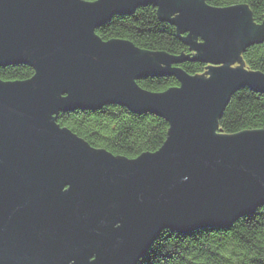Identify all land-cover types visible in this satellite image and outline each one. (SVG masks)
<instances>
[{"label": "water", "instance_id": "water-1", "mask_svg": "<svg viewBox=\"0 0 264 264\" xmlns=\"http://www.w3.org/2000/svg\"><path fill=\"white\" fill-rule=\"evenodd\" d=\"M147 5L190 54L95 33ZM263 40L245 4L0 0V67L34 71L0 81V264H138L162 231L227 228L264 207V129L228 135L218 124L233 93H264V73L241 58ZM185 60L205 72L186 73ZM156 76L178 86L152 93L137 84ZM107 105L164 119L163 145L115 156L56 122Z\"/></svg>", "mask_w": 264, "mask_h": 264}, {"label": "trees", "instance_id": "trees-1", "mask_svg": "<svg viewBox=\"0 0 264 264\" xmlns=\"http://www.w3.org/2000/svg\"><path fill=\"white\" fill-rule=\"evenodd\" d=\"M94 2L96 0H85ZM223 8L245 4L257 25L264 24V0H205ZM103 41L127 40L143 51H161L179 56L190 54L172 25L161 20L156 8L147 5L129 16H114L95 32ZM249 71L264 73V40L241 55ZM190 75H201L206 64L185 60L178 65ZM34 71L26 65L0 67V81H25ZM138 86L161 93L178 86L173 76L141 79ZM57 124L68 128L95 149L135 159L157 151L165 142L167 122L150 113L135 114L123 106L107 105L97 110L59 113ZM228 135L264 129V93L243 88L233 93L218 120ZM138 264H264V207L227 228H207L188 234L162 231Z\"/></svg>", "mask_w": 264, "mask_h": 264}, {"label": "rangeland", "instance_id": "rangeland-1", "mask_svg": "<svg viewBox=\"0 0 264 264\" xmlns=\"http://www.w3.org/2000/svg\"><path fill=\"white\" fill-rule=\"evenodd\" d=\"M238 66L237 64H234V67Z\"/></svg>", "mask_w": 264, "mask_h": 264}]
</instances>
